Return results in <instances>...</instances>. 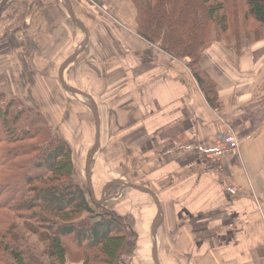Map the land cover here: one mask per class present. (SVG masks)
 <instances>
[{"label":"crops","instance_id":"1","mask_svg":"<svg viewBox=\"0 0 264 264\" xmlns=\"http://www.w3.org/2000/svg\"><path fill=\"white\" fill-rule=\"evenodd\" d=\"M87 1L0 0V91L26 104L60 100L51 123L75 154L86 156L100 130L91 165L102 187L91 192L131 218L135 252L150 250L157 220L160 264H264V29L255 42L203 52L213 106L188 58L136 33L130 0L117 5L130 3L133 16L117 24L96 9L107 0ZM229 130L240 151L218 168L204 155ZM131 184L159 197V218L153 196Z\"/></svg>","mask_w":264,"mask_h":264},{"label":"trees","instance_id":"2","mask_svg":"<svg viewBox=\"0 0 264 264\" xmlns=\"http://www.w3.org/2000/svg\"><path fill=\"white\" fill-rule=\"evenodd\" d=\"M130 1L136 33L175 59L188 58L213 106L205 49L262 38L264 0ZM17 98L0 105V264H67L76 254L82 264L123 263L136 246L131 218L90 199L88 183L85 189L75 177L71 144L41 110ZM118 190L112 184L107 197Z\"/></svg>","mask_w":264,"mask_h":264},{"label":"rangeland","instance_id":"3","mask_svg":"<svg viewBox=\"0 0 264 264\" xmlns=\"http://www.w3.org/2000/svg\"><path fill=\"white\" fill-rule=\"evenodd\" d=\"M77 1L81 2V0H74V2H77ZM92 1L100 3L103 0H92ZM118 1L119 0H107L106 3H103L104 5L99 6L96 9L101 8L99 13H101L104 16H106L110 20L115 21V18H116V24L121 22L119 20L120 18L128 23L129 20L131 19L130 17L133 16V13H134V11L132 10L133 9L132 5L130 3L128 5H123L124 9H125V10H123L120 7L118 8V5H117ZM96 9L95 8H91V11L94 12V11H96ZM124 15H125V18L122 17ZM0 97H1V99H0V105L1 106L4 105L6 100L16 99L17 97H18L17 99H20V96H17V95L16 96H9L8 93L1 92V91H0ZM21 100H20V102L26 101L25 99L22 100V101ZM47 102H48L47 99H44V98L40 97V101H37V102L33 101L32 104H29V103L26 104L25 102H23V103L26 104V105H31V106H33L34 103H35L37 108L39 110H41L43 115L47 118V120L52 125L51 120L53 122H55V119H57L58 117L55 116V115L51 116L50 114L57 113L59 111V109L57 110L55 107L60 104V100H56L53 104H47ZM65 102L66 101H62V104H65ZM53 130H55L60 135V131L57 130L56 127H53ZM93 136H94V134H93ZM93 145H94V142H91V146H93ZM74 160H75V177H76L77 180H79L81 182L83 187H85V189H86L87 188V183H88L87 173H86V168H85L86 156L84 154L81 155L80 152H79L78 154H75ZM90 184L95 189L96 188L101 189V187H102L101 186V184H102L101 178H99V177H97L95 179L93 178L92 165H91V179H90V183H88V185H90ZM90 189H91V187H90ZM97 192H98L97 196H95L94 193L92 194V192H91V195L89 194V197H90V199H93V201L95 199L96 202L101 204V201H104V196L102 198H99L98 195H99L100 190H97ZM127 220H129V219H127ZM145 221H147V218L145 220L143 219L142 222H145ZM136 230H137V228H136ZM149 247H150V250L146 251V253H145L146 255L145 254H140L138 252H135L136 247L133 248V250L131 252L126 253V254H131V255H125L126 258L123 259L124 262L121 263V264H128L127 263V261H128L127 259H129V262H131V263L133 262L132 264H155L154 259H153V254L151 253V251L153 249V244L149 245ZM76 256L77 257H72L74 261H76V260H78L80 258L77 254H76ZM145 256H147V258L149 259V260H147V262L144 259ZM150 258H152V259L150 260ZM71 260L72 259H70V261H67V264H82V263H80L78 261L77 262H74V261L71 262Z\"/></svg>","mask_w":264,"mask_h":264},{"label":"water","instance_id":"4","mask_svg":"<svg viewBox=\"0 0 264 264\" xmlns=\"http://www.w3.org/2000/svg\"><path fill=\"white\" fill-rule=\"evenodd\" d=\"M68 8L70 9V6L67 4ZM70 15L71 17L75 20V21H78L76 18H74L73 14H72V11H70ZM96 115V118H97V121L99 122L98 120V117H97V113H95ZM99 144H100V130L97 129V132H96V139H95V142H94V145L89 149V151L87 152V155H86V164H85V168H86V173H87V180H88V183H90V179H91V162H92V158L94 156V153L99 149ZM91 187V190L93 192V188L91 186V184L89 185ZM130 186H133L135 188H138L140 189L141 191L143 192H146V193H149L150 195L153 196L156 204H157V212H156V217L155 219L159 218L160 215H161V201L159 199V197L150 189L148 188H142L138 185H135V184H131ZM157 226H158V222L157 220L153 223L152 227H151V234H152V237L154 238L153 239V259H154V262L155 264H160L159 263V260L157 258V253H156V240H155V235H156V230H157Z\"/></svg>","mask_w":264,"mask_h":264},{"label":"built area","instance_id":"5","mask_svg":"<svg viewBox=\"0 0 264 264\" xmlns=\"http://www.w3.org/2000/svg\"><path fill=\"white\" fill-rule=\"evenodd\" d=\"M239 151L240 140L232 130H229L222 138L217 141V146L208 150L204 156L206 160L219 168L222 165V160L225 156L237 155Z\"/></svg>","mask_w":264,"mask_h":264}]
</instances>
